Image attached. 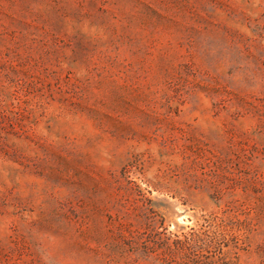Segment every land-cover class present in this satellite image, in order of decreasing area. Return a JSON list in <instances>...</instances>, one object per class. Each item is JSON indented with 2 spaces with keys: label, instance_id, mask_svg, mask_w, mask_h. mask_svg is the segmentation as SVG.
<instances>
[{
  "label": "rangeland",
  "instance_id": "rangeland-1",
  "mask_svg": "<svg viewBox=\"0 0 264 264\" xmlns=\"http://www.w3.org/2000/svg\"><path fill=\"white\" fill-rule=\"evenodd\" d=\"M0 264H264V0H0Z\"/></svg>",
  "mask_w": 264,
  "mask_h": 264
}]
</instances>
